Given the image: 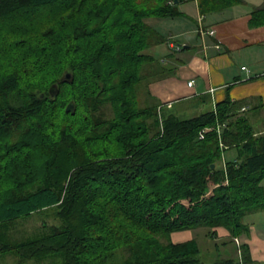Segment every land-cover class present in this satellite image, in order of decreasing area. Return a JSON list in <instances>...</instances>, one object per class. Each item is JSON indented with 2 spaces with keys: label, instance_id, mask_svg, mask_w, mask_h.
Segmentation results:
<instances>
[{
  "label": "trees",
  "instance_id": "16d2710c",
  "mask_svg": "<svg viewBox=\"0 0 264 264\" xmlns=\"http://www.w3.org/2000/svg\"><path fill=\"white\" fill-rule=\"evenodd\" d=\"M183 1L0 0V264H256L243 239L264 214L262 122L229 99L184 117L147 90L179 64L155 57L167 38L151 21ZM198 228L226 229L232 252L171 239Z\"/></svg>",
  "mask_w": 264,
  "mask_h": 264
},
{
  "label": "crops",
  "instance_id": "0c3cea01",
  "mask_svg": "<svg viewBox=\"0 0 264 264\" xmlns=\"http://www.w3.org/2000/svg\"><path fill=\"white\" fill-rule=\"evenodd\" d=\"M262 6L264 0H242L222 12L202 16L197 0H185L178 6L182 16L151 21L167 38L154 49L155 57L174 65L167 54L175 51L173 57L179 64L171 75L148 82L150 96L180 115L209 111L229 99L240 103L241 111L245 108L255 125L262 122L259 126L264 129V24L250 25L253 10ZM211 30L214 35L207 34ZM260 216L264 214L254 212L244 218L249 235L243 242L256 264H264V230L255 222ZM214 231L220 238L229 237L224 228Z\"/></svg>",
  "mask_w": 264,
  "mask_h": 264
},
{
  "label": "rangeland",
  "instance_id": "374dc122",
  "mask_svg": "<svg viewBox=\"0 0 264 264\" xmlns=\"http://www.w3.org/2000/svg\"><path fill=\"white\" fill-rule=\"evenodd\" d=\"M194 114L195 113H192V112L191 113H187V114L184 115V117H191ZM211 189H213V186H210V188H208V190L206 191V193H205L206 197L210 196ZM182 203L184 205H188V203L185 202V201H183ZM259 215H262V214H259ZM260 217H263V218H261V219H263V221L261 222L260 218H255V222L257 223V228L259 230L260 229L264 230V216H260ZM244 222L245 223L248 222V219L244 220ZM171 238H172V241H174L175 243L176 242H181V241L186 240L188 238H196L198 240V242H199V245L201 246V249H202L204 255H205L204 257L208 258V259H212L214 257V255H215L216 250H215V247L213 245L215 242L219 243L217 245V251H219V252L222 251V255H224L226 249H228L229 251L232 252L233 247H235V246H233L234 245L233 242L230 243V241H228L229 237L226 238V239H223V238H220L217 233H216V241L213 242L212 240H210L207 237V229L206 228H198V229L193 230V231H191V230L190 231L189 230L188 231H183V232H180L179 234L173 235ZM225 241H227L228 243H227L226 246H223L222 243L225 242ZM234 241H235V243L237 245L241 243L240 239H239V242H238V240H235V239H234ZM236 247H238V246H236ZM217 253H216V255H217ZM231 256H233V255H231Z\"/></svg>",
  "mask_w": 264,
  "mask_h": 264
},
{
  "label": "water",
  "instance_id": "95a60500",
  "mask_svg": "<svg viewBox=\"0 0 264 264\" xmlns=\"http://www.w3.org/2000/svg\"><path fill=\"white\" fill-rule=\"evenodd\" d=\"M70 74H66L65 75V79H68L70 78ZM49 92H50V95L51 96H54L56 95V93L58 92V88H57V85H53L50 89H49ZM74 110H75V104L74 102H70L67 107H66V112L67 113H74Z\"/></svg>",
  "mask_w": 264,
  "mask_h": 264
},
{
  "label": "built area",
  "instance_id": "2783aa9c",
  "mask_svg": "<svg viewBox=\"0 0 264 264\" xmlns=\"http://www.w3.org/2000/svg\"><path fill=\"white\" fill-rule=\"evenodd\" d=\"M202 34H204V32H202ZM207 34H209V35H214V31L211 30V31H209ZM188 85H189V86H192V85H193V81H190V82L188 83ZM242 110H245V108H242ZM209 130H210V129H204V130L199 134V138H200V139L203 138L204 134L207 133ZM235 240H237V239H235Z\"/></svg>",
  "mask_w": 264,
  "mask_h": 264
}]
</instances>
